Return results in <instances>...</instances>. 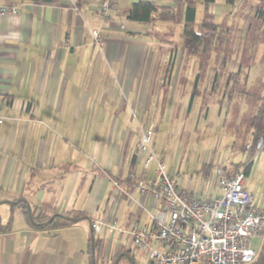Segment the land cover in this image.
Masks as SVG:
<instances>
[{
	"label": "crops",
	"instance_id": "1",
	"mask_svg": "<svg viewBox=\"0 0 264 264\" xmlns=\"http://www.w3.org/2000/svg\"><path fill=\"white\" fill-rule=\"evenodd\" d=\"M140 1L172 8L177 22L146 26L121 15ZM191 1L202 0H114L102 18L99 0H0V5L18 9L17 14L0 16V218L2 223L11 221L8 230H0V264H91L89 226L99 220L115 222L126 231L152 230L150 214L157 204L138 189L141 179H157L156 163L145 167L146 153L139 147V137L150 125L156 158V136L162 126L166 135L176 130L181 149L184 134L212 121L217 129L227 125L230 138L222 154L219 144L206 150L192 172L187 167L189 153L185 168L176 160L168 171L190 195L213 200L221 194L222 173H244L248 166L242 186L252 194L254 206L264 208V145L254 152L245 149L252 136L248 122L245 135L239 134L243 117L129 115L130 108L142 110L152 103L150 90L156 81L160 87L172 85L179 57L181 62L190 56L181 42V26L185 3ZM236 2L232 7L217 0L207 11V20L225 33L222 48L228 47L235 31L225 24L231 25L237 13V30L264 39L255 19L256 0ZM224 14L227 18L220 23L217 17ZM225 64L221 58L219 67ZM119 109L128 115H120ZM19 202L36 223L65 213L89 221L58 229L34 228ZM96 234L100 248L95 264H114L117 258V264H132L128 251L135 264H149V249L168 248L149 241L146 250L138 251L129 235L104 228ZM255 239L259 249H253L259 252L264 229Z\"/></svg>",
	"mask_w": 264,
	"mask_h": 264
},
{
	"label": "built area",
	"instance_id": "2",
	"mask_svg": "<svg viewBox=\"0 0 264 264\" xmlns=\"http://www.w3.org/2000/svg\"><path fill=\"white\" fill-rule=\"evenodd\" d=\"M114 0H99L98 15L106 18ZM18 9L0 5V16L17 14ZM97 37L96 33H93ZM0 111V122L2 120ZM154 127L150 125L139 137L140 150L146 153L145 167L156 160L155 181L141 179L138 189L157 204L150 214L153 229L133 227L118 229L115 222L92 223L98 233L118 231L129 235L135 250L144 251L148 242L167 245L166 250L151 248L149 264H251L256 251L251 240L264 229V208L254 206L252 194L242 186L244 173L219 177L220 196L203 200L190 195L174 181L166 166L152 151Z\"/></svg>",
	"mask_w": 264,
	"mask_h": 264
},
{
	"label": "rangeland",
	"instance_id": "3",
	"mask_svg": "<svg viewBox=\"0 0 264 264\" xmlns=\"http://www.w3.org/2000/svg\"><path fill=\"white\" fill-rule=\"evenodd\" d=\"M238 2L239 0L236 3ZM256 3H258V5L255 4L258 7L259 0H256ZM196 5V20L200 22L204 17L207 18V13L203 9L202 1H197ZM237 16L238 13L231 25L225 24L235 29L229 38L227 48L217 46L207 55L186 56L185 60L181 62L179 57L178 69L172 85L160 87L156 81L154 89L150 90L153 95L152 103H147L142 110L130 108L129 115H240V120L242 117L243 120L240 121L242 129L239 134L243 137L249 117L263 102L259 96H264V39L262 35L255 34L254 29H252L253 33L250 32L248 36L237 30ZM226 18L227 15L224 14L217 17V20L224 23ZM221 58H225L226 64L220 68L219 60ZM239 67H241V77L238 89L241 93L234 92L231 100L227 102L229 87H225V84L228 75L231 72H237ZM215 69L218 70V80L213 88ZM248 74L249 79L246 81L245 78ZM219 100H222V104L219 103ZM186 102L189 104L187 105ZM118 111H121L120 115H128L124 109ZM166 131V127L160 128L158 136H156L155 151L158 154L157 160L161 161L167 169H171L176 160H179L180 164L183 162L185 168L186 158L189 153H192V160L187 167L193 172L196 169L193 167L194 164L201 160L197 157H204L207 154L206 150H214L218 144L219 154L228 149L226 140L230 138V135L227 125L223 130L217 129L214 121L187 137L184 134L180 141L183 144L181 149V145L177 144L176 130L174 131L175 136L166 135ZM251 246L257 251L259 240L252 239Z\"/></svg>",
	"mask_w": 264,
	"mask_h": 264
},
{
	"label": "trees",
	"instance_id": "4",
	"mask_svg": "<svg viewBox=\"0 0 264 264\" xmlns=\"http://www.w3.org/2000/svg\"><path fill=\"white\" fill-rule=\"evenodd\" d=\"M216 1L217 0H202L204 11L207 13L209 6L214 4ZM222 1L224 2V4L232 7L235 3V0ZM259 3L260 5L257 7L255 12V19L259 22L261 31L264 35V0H259ZM196 14V3L193 1L186 2L184 6L183 22L181 26L183 48L185 49L187 55H207L213 50L214 47L220 46L224 42L225 33L222 29L219 28V26H217L213 22H209L205 17L200 22H197ZM121 15L130 22L146 26H153L158 22L176 23L178 20V15L172 8L163 6L159 3L147 1H140L136 4L128 6L121 11ZM239 76V71L231 72L228 75L226 87H229V95L227 97V102L231 100L234 92L241 93L240 89H238V82L240 79ZM259 99H262L263 102L257 107L255 113L248 120V125L251 130L252 144L251 146L245 147V149H250L252 150V152L258 149V144L260 141L262 142V145H264V96H259ZM205 167L206 166H204L203 168L205 169ZM247 169L248 166H246L244 173L247 172ZM235 174L236 173H234L233 175H229V177H233ZM18 205L22 206L24 215L30 222L28 207L26 206L25 208L22 202H19ZM63 216L75 218L82 217V215H72L71 213H65L64 215H55V218L45 227L41 225L34 226L32 224L31 226L41 229H58L62 226L73 224L65 220ZM32 218L35 221V218ZM48 220L49 218L43 220L42 222H46ZM10 224V220L2 223L0 218L1 231L8 230ZM93 235L95 263H97L99 252L98 249L100 248V239L94 231ZM88 247H90V239L88 240ZM129 253V251L126 253L127 258L129 257L128 260H132V264H135L133 256ZM251 264H264V246H262L259 252H256L255 260Z\"/></svg>",
	"mask_w": 264,
	"mask_h": 264
},
{
	"label": "water",
	"instance_id": "5",
	"mask_svg": "<svg viewBox=\"0 0 264 264\" xmlns=\"http://www.w3.org/2000/svg\"><path fill=\"white\" fill-rule=\"evenodd\" d=\"M262 145V142L260 141L259 144H258V148H260ZM29 215V219H30V222L32 225H41V226H46L48 225L54 218L55 216H52L50 217V219L46 222H43L41 224L39 223H36L32 216L30 215V212L28 213ZM63 218L65 220H67L68 222H71V223H78L82 220H87L89 221L88 217H80V218H74V217H68V216H63ZM89 231H90V253H91V264H95V255H94V235H93V230L91 228V225L89 226ZM119 261V258H117V260L115 261L114 264H117V262Z\"/></svg>",
	"mask_w": 264,
	"mask_h": 264
}]
</instances>
